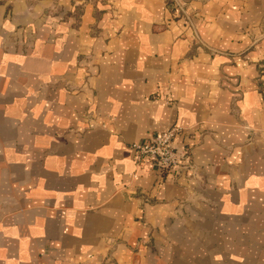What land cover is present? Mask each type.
<instances>
[{
    "label": "crops",
    "instance_id": "crops-1",
    "mask_svg": "<svg viewBox=\"0 0 264 264\" xmlns=\"http://www.w3.org/2000/svg\"><path fill=\"white\" fill-rule=\"evenodd\" d=\"M0 264H264V0H0Z\"/></svg>",
    "mask_w": 264,
    "mask_h": 264
},
{
    "label": "built area",
    "instance_id": "built-area-1",
    "mask_svg": "<svg viewBox=\"0 0 264 264\" xmlns=\"http://www.w3.org/2000/svg\"><path fill=\"white\" fill-rule=\"evenodd\" d=\"M178 132L179 128L173 126L133 143L131 147L134 151L136 167L149 163L159 174L190 171L192 162L189 152L181 153L174 145Z\"/></svg>",
    "mask_w": 264,
    "mask_h": 264
}]
</instances>
